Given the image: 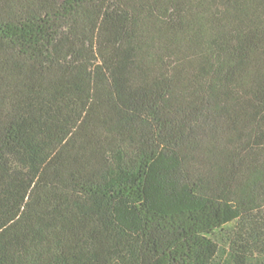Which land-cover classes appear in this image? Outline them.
<instances>
[{"label": "trees", "instance_id": "obj_1", "mask_svg": "<svg viewBox=\"0 0 264 264\" xmlns=\"http://www.w3.org/2000/svg\"><path fill=\"white\" fill-rule=\"evenodd\" d=\"M0 264H264V0H0Z\"/></svg>", "mask_w": 264, "mask_h": 264}]
</instances>
